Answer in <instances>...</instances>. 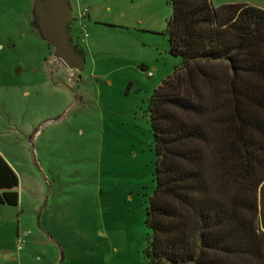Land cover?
Here are the masks:
<instances>
[{"label":"rangeland","instance_id":"374dc122","mask_svg":"<svg viewBox=\"0 0 264 264\" xmlns=\"http://www.w3.org/2000/svg\"><path fill=\"white\" fill-rule=\"evenodd\" d=\"M234 1L264 9V0L211 3ZM68 3L73 45L91 43L80 72L53 60L32 29L33 0H0V150L19 181L18 204H0V264H147L148 101L181 61L168 53L171 7Z\"/></svg>","mask_w":264,"mask_h":264},{"label":"trees","instance_id":"16d2710c","mask_svg":"<svg viewBox=\"0 0 264 264\" xmlns=\"http://www.w3.org/2000/svg\"><path fill=\"white\" fill-rule=\"evenodd\" d=\"M168 3L181 61L148 101L147 264H264V9ZM18 183L0 154V204H18Z\"/></svg>","mask_w":264,"mask_h":264},{"label":"water","instance_id":"95a60500","mask_svg":"<svg viewBox=\"0 0 264 264\" xmlns=\"http://www.w3.org/2000/svg\"><path fill=\"white\" fill-rule=\"evenodd\" d=\"M32 29L52 48V56L69 70L82 71L84 57L72 42L68 22L72 11L68 0H33Z\"/></svg>","mask_w":264,"mask_h":264},{"label":"crops","instance_id":"0c3cea01","mask_svg":"<svg viewBox=\"0 0 264 264\" xmlns=\"http://www.w3.org/2000/svg\"><path fill=\"white\" fill-rule=\"evenodd\" d=\"M225 3H248V4H251L252 5V3H250L249 1H234V2H225ZM221 4H223V3H221ZM261 8V7H260ZM87 17L88 18H90V14H88L87 15ZM80 49H81V53L82 54H85V50L86 49H88V50H91V43H86V46L85 47H80ZM72 71H74V70H72ZM0 154L4 157V159L7 161V159L5 158V156L3 155V153H2V151L0 150ZM8 162V164L12 167V169L14 170V168H13V166L11 165V163H9V161H7Z\"/></svg>","mask_w":264,"mask_h":264},{"label":"built area","instance_id":"2783aa9c","mask_svg":"<svg viewBox=\"0 0 264 264\" xmlns=\"http://www.w3.org/2000/svg\"><path fill=\"white\" fill-rule=\"evenodd\" d=\"M79 13H80V16H81V17H84V16H86V15L88 14V9L84 7L82 10H80ZM52 59L54 60L55 58L52 56ZM147 75H148V76H152V75H153L152 71H147ZM27 233H28V232H23L21 235H22V236H26ZM21 242H22V241H21Z\"/></svg>","mask_w":264,"mask_h":264}]
</instances>
